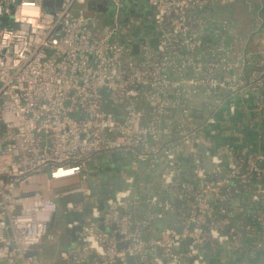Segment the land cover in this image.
Segmentation results:
<instances>
[{
    "label": "built area",
    "instance_id": "built-area-1",
    "mask_svg": "<svg viewBox=\"0 0 264 264\" xmlns=\"http://www.w3.org/2000/svg\"><path fill=\"white\" fill-rule=\"evenodd\" d=\"M91 1L49 9L45 0H0V264H115L128 255L135 264H206L207 241L262 252L264 264V150L220 123L251 110L250 124L264 120V16L252 17L251 46L238 18L222 12L234 0H148L141 13L109 0V20ZM112 150L132 154L134 168H159L144 199L147 182L135 173L98 198L90 165ZM243 192L255 224L234 221L225 206ZM74 212L82 219H69ZM168 212L182 226L157 235L154 219ZM101 216L115 228L102 230ZM74 225L78 238L60 260L39 255Z\"/></svg>",
    "mask_w": 264,
    "mask_h": 264
},
{
    "label": "crops",
    "instance_id": "crops-1",
    "mask_svg": "<svg viewBox=\"0 0 264 264\" xmlns=\"http://www.w3.org/2000/svg\"><path fill=\"white\" fill-rule=\"evenodd\" d=\"M107 1V2H106ZM102 3L105 2L108 6V10L110 8V4L108 3L109 0H101V1H96V0H92L90 2V6H98V3ZM261 4L264 2V0L260 1ZM108 10L104 11L107 12ZM254 13V12H253ZM251 21H252V16L250 17ZM250 25V24H249ZM248 27L251 28L252 24ZM254 41V40H253ZM255 41L253 44H251V46H254ZM248 110H250V108H252V104L251 106H248ZM245 115V118H247L248 122L243 123L242 122V117ZM231 117H237L239 119L240 125H239V129L237 130L236 127H232L231 129L227 130V135H233L235 132H233V129L236 131L237 134H239L240 136H243L245 134L246 137H248V139L253 142V147L256 150H264V135L260 136V134L264 133V120L258 122V124H253V122H251V124L249 123V120H251L253 118V113L252 110L249 112H237L236 114L232 115ZM256 131L257 133H254V136H252L251 132L253 131V129H257ZM243 134V135H242ZM235 136V135H234ZM115 151L112 150L111 152H108L109 155L107 156L106 153L100 154L98 156H96L94 158V160L92 161L91 165H90V178L94 180V178H98L101 182V178L99 176H97L95 174V169H97V167H100L102 169L106 168L105 163L110 161L109 160V156L111 155V153ZM121 151V150H119ZM132 154L128 153V152H124L121 151V156L123 158H131V169L133 166L132 161L133 158L131 157ZM107 156V157H106ZM105 166V167H104ZM118 167V166H117ZM121 168V167H120ZM125 171V168H123ZM134 170H136L137 172H133L135 173V175L137 177H140L142 179H144V181L147 182V186H143V187H139V190L141 191L140 193V197L142 198V196L144 195V189L146 190L145 193V197L147 196V193L156 185L157 182L160 181V170L159 168H153V167H149L147 165H145L144 162L139 161L137 168H134ZM124 180H125V176H124ZM102 188V187H101ZM100 193V192H99ZM225 203V206L227 207V209L229 210L232 218L234 219V221H246V222H250V223H256L254 217H253V210L250 208L251 207V203L249 202V192H243L241 194L238 195H233L231 196L229 199H227ZM182 223V222H181ZM179 222V225H182ZM179 225H177L179 227ZM261 238L264 239V233L263 232H259L258 234ZM250 237L247 238V242L250 241L249 240ZM209 243L208 246L206 245V243ZM205 242L204 246H205V254H206V259H207V263L206 264H238V260H237V256H236V252L233 251V249L230 247L229 243H224V244H220L217 245L216 243H213L211 241H207ZM180 245V244H179ZM178 245V246H179ZM189 245V242H188ZM188 245H183L182 246V250L180 251L178 247H176V252L179 254H185V252L187 251ZM258 254V253H256ZM255 254V255H256ZM251 261H254V257L251 258ZM183 262L184 264H192V261L190 259V257L184 256L183 258ZM126 264H135V262H128Z\"/></svg>",
    "mask_w": 264,
    "mask_h": 264
},
{
    "label": "rangeland",
    "instance_id": "rangeland-1",
    "mask_svg": "<svg viewBox=\"0 0 264 264\" xmlns=\"http://www.w3.org/2000/svg\"><path fill=\"white\" fill-rule=\"evenodd\" d=\"M127 5L129 6L128 10L131 9L130 5H134L137 7V9L132 10L133 13H141L144 12L145 9L149 8L148 0H125ZM261 0H234L230 2L226 6H222V12H225L227 14H232L238 18V22L236 25V29L238 32L243 31L245 33L246 42L245 44L251 45L254 43L253 40L247 41L248 33L250 31V28L248 25L252 24L253 21H251L250 17L258 16V13L261 16H264V7L262 6ZM110 4V2H108ZM261 4V5H260ZM45 5L49 9H53L56 6V0H45ZM112 11V7L109 8L107 12H104L106 19L109 20L110 16L109 14ZM140 11V12H139ZM255 12V14H253ZM138 15V14H137ZM249 25V26H250ZM220 123L225 126V128L234 126L236 129H239V119L237 117H226L223 120H220ZM257 129H253L251 132L252 136H254V133L256 134ZM111 152V151H110ZM107 154V153H106ZM109 153L107 154V156ZM106 156V157H107ZM133 158V156L131 155ZM131 158H123L121 156V151L115 150L111 153L109 156L108 162L105 163L106 168L102 169L100 167H97L95 169V174L101 178V184L102 191L99 194L98 198L102 199L106 195L114 194V192L117 189H120L125 186V180L124 176H126L129 173L137 172L134 170V167L131 169ZM104 166V167H105ZM118 166V167H117ZM121 167V168H120ZM123 168H125V171ZM60 224L54 225V230H58L60 227ZM62 248V245L56 241V240H50L45 241L41 246L38 248V253L40 256L44 257H54L55 260L59 259V249Z\"/></svg>",
    "mask_w": 264,
    "mask_h": 264
},
{
    "label": "water",
    "instance_id": "water-1",
    "mask_svg": "<svg viewBox=\"0 0 264 264\" xmlns=\"http://www.w3.org/2000/svg\"><path fill=\"white\" fill-rule=\"evenodd\" d=\"M107 2V1H106ZM61 3V0H56V4L59 5ZM101 10H108V6H100L99 7ZM10 19V17H4V22H7L8 20ZM204 163H205V166L208 170H212V162L210 160V156H206L205 160H204ZM89 183L93 186V189L94 191L96 192H101L102 191V188L101 186L99 185H94L93 182H92V179H89ZM146 193V190L144 189V192L143 194L145 195ZM142 196V199L145 198V196ZM78 198V197H77ZM140 209H141V214L138 216V219L141 218L142 214L145 212V209H146V206L144 204L142 205H139ZM100 208L104 211L105 208H106V204L104 202V200H101L100 201ZM125 208L124 207H121V210L123 211ZM65 216V214L63 213V211H57L55 213V218H61ZM82 216H83V213L81 212H74L72 215L69 216V219H82ZM100 222V228L102 230H112L115 228V224H112L110 226H106L102 220H103V216L101 217H98L97 218ZM180 220L183 221V219L180 217L179 213L178 212H168L167 214H165V216L161 217V218H156L154 219V222L157 226V229H156V234L158 235L159 233V230L163 227V226H167L169 224H174L176 223L177 225H179V222ZM63 222V221H62ZM182 225H179V227H181ZM81 228V225H74L72 228H67L66 229V233L65 234H62L60 236V244L61 245H65V246H69V245H74L75 241L77 240L78 236H77V233H76V230L80 229ZM118 236H120V234L118 233ZM127 243H125V246H126ZM208 242L206 243V245L208 246ZM120 245L122 246L123 243H120ZM183 245H188V239H183L180 243L179 246H177L179 248V250L181 251L182 250V246ZM29 253H37V250L34 249L32 251H30ZM137 259L136 256H132V255H128L127 256V259L126 260H117V262L115 264H126L128 262H135ZM192 261V260H191Z\"/></svg>",
    "mask_w": 264,
    "mask_h": 264
},
{
    "label": "trees",
    "instance_id": "trees-1",
    "mask_svg": "<svg viewBox=\"0 0 264 264\" xmlns=\"http://www.w3.org/2000/svg\"><path fill=\"white\" fill-rule=\"evenodd\" d=\"M105 17V16H104ZM104 19H106V18H104ZM57 221V218H55V221L54 222H56ZM149 234V232H144V235L146 236V235H148ZM247 236H249V235H247ZM247 238L248 237H245V240L247 241ZM236 252V256H237V258H238V264H245V263H252V264H258L260 261H261V259H262V252H258V254H254V255H251L249 252H248V249L247 248H245L244 250H238V251H235ZM252 257H254V261H251L252 259Z\"/></svg>",
    "mask_w": 264,
    "mask_h": 264
},
{
    "label": "flooded vegetation",
    "instance_id": "flooded-vegetation-1",
    "mask_svg": "<svg viewBox=\"0 0 264 264\" xmlns=\"http://www.w3.org/2000/svg\"><path fill=\"white\" fill-rule=\"evenodd\" d=\"M100 6H107V4L105 3V2H100V3H98V8L100 7ZM130 7L131 8H134V9H137V7L136 6H134V5H130ZM127 8H129V6L127 5ZM138 10V9H137Z\"/></svg>",
    "mask_w": 264,
    "mask_h": 264
}]
</instances>
